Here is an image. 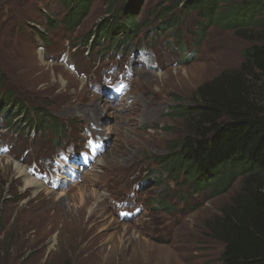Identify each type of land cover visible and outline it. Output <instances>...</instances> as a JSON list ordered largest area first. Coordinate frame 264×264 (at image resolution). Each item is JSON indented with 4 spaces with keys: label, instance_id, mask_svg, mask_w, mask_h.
Instances as JSON below:
<instances>
[{
    "label": "rangeland",
    "instance_id": "rangeland-1",
    "mask_svg": "<svg viewBox=\"0 0 264 264\" xmlns=\"http://www.w3.org/2000/svg\"><path fill=\"white\" fill-rule=\"evenodd\" d=\"M110 1L91 0L69 29L60 0H0L4 90L27 112L12 107L5 117L0 105V264H221L223 245L208 227L242 180L220 196L188 194L159 161L189 132L175 111L200 103L203 84L239 71L264 32L231 30L244 17L234 15L239 0H218L211 18L179 0H127L141 27L134 40L116 47L101 36L91 46L88 36L112 18ZM243 72L264 101V77ZM89 141L102 142L100 153L73 167ZM15 163L44 186L23 189Z\"/></svg>",
    "mask_w": 264,
    "mask_h": 264
},
{
    "label": "trees",
    "instance_id": "trees-1",
    "mask_svg": "<svg viewBox=\"0 0 264 264\" xmlns=\"http://www.w3.org/2000/svg\"><path fill=\"white\" fill-rule=\"evenodd\" d=\"M60 1L68 7L66 27L75 29L87 14L91 0ZM179 3L187 9L200 6L202 14L208 9L209 18L217 14L219 6L218 0H179ZM115 9L122 19L115 15ZM135 9L136 4L130 1L122 0L118 4L111 0L108 10L112 11V18L96 28L101 32L96 41V31L88 36V42L92 38L90 45L101 46V36L108 40L109 46L131 43L141 29ZM234 9L236 17H244L234 18L231 30L259 24L264 32V0H239ZM260 38L259 44L243 51L244 62L239 71L234 75L222 73L203 84L196 90L200 103L175 111L187 122L189 132L171 155L159 161L175 184L188 187V194L202 192L208 197L220 196L238 179L242 180L240 192L223 208L221 217L208 227L223 245L221 264H264V101L251 93L243 79V71L250 68L264 77V34ZM6 83L7 76L0 68V105L7 114L5 117L12 107L17 114H27L25 104L4 90ZM14 112L13 117L17 115ZM37 121L26 117L24 124L37 130L42 128Z\"/></svg>",
    "mask_w": 264,
    "mask_h": 264
},
{
    "label": "bare ground",
    "instance_id": "bare-ground-1",
    "mask_svg": "<svg viewBox=\"0 0 264 264\" xmlns=\"http://www.w3.org/2000/svg\"><path fill=\"white\" fill-rule=\"evenodd\" d=\"M99 110H100V108L98 109V111ZM101 111H102V109L99 112H101ZM100 145H102V142L101 141L100 142L99 141L98 142H91V141H89L88 142V145H87V148H86V151H84V152L81 153V154H83V156H80V158L79 157L78 158H73L71 165H73V167H75V168L76 167H83L85 161H87V156L89 155V149L91 147H93V146H96L98 148V147H100ZM76 159H78V160H76ZM64 162L69 164L70 161L68 159V160H65ZM97 164H99V160H97L96 165ZM71 168H72V166H71ZM14 170H15L16 175H18V177L21 178L22 183H23V189H25V190H28L29 189V190L33 191V193H36L37 190L41 189L44 186V184H45L44 181L42 182V180H40L38 178H34L32 176V174H31V171L29 169L27 170L26 168H24L20 163H15L14 164Z\"/></svg>",
    "mask_w": 264,
    "mask_h": 264
},
{
    "label": "built area",
    "instance_id": "built-area-1",
    "mask_svg": "<svg viewBox=\"0 0 264 264\" xmlns=\"http://www.w3.org/2000/svg\"><path fill=\"white\" fill-rule=\"evenodd\" d=\"M41 50V49H40ZM42 51V50H41ZM43 52V51H42Z\"/></svg>",
    "mask_w": 264,
    "mask_h": 264
}]
</instances>
